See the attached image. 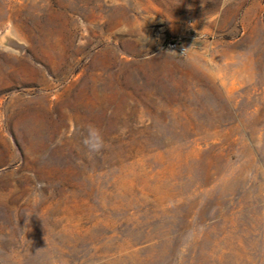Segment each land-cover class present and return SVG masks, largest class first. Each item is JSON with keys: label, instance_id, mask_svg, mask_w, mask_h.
Masks as SVG:
<instances>
[{"label": "rangeland", "instance_id": "1", "mask_svg": "<svg viewBox=\"0 0 264 264\" xmlns=\"http://www.w3.org/2000/svg\"><path fill=\"white\" fill-rule=\"evenodd\" d=\"M223 5L0 0V264H264V0Z\"/></svg>", "mask_w": 264, "mask_h": 264}, {"label": "clouds", "instance_id": "2", "mask_svg": "<svg viewBox=\"0 0 264 264\" xmlns=\"http://www.w3.org/2000/svg\"><path fill=\"white\" fill-rule=\"evenodd\" d=\"M223 6H227V0H224ZM83 144L89 154H99L106 146L100 130L93 125L87 127V134L83 139Z\"/></svg>", "mask_w": 264, "mask_h": 264}, {"label": "trees", "instance_id": "3", "mask_svg": "<svg viewBox=\"0 0 264 264\" xmlns=\"http://www.w3.org/2000/svg\"><path fill=\"white\" fill-rule=\"evenodd\" d=\"M167 37L169 38V39H171V34L169 33V32H167ZM172 41V43H174V40H171Z\"/></svg>", "mask_w": 264, "mask_h": 264}]
</instances>
